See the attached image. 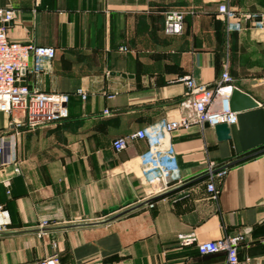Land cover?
<instances>
[{
  "label": "crops",
  "instance_id": "obj_1",
  "mask_svg": "<svg viewBox=\"0 0 264 264\" xmlns=\"http://www.w3.org/2000/svg\"><path fill=\"white\" fill-rule=\"evenodd\" d=\"M222 3L264 13V0H0L15 14L10 39L56 50L52 60L30 57L24 83L67 95L69 110L34 130L16 127L21 112H0V135L18 133L16 164L0 166L8 222L0 264L41 259L51 243L59 264H227L226 254L203 256L197 245L236 236L244 238L241 264H264V153L194 181L264 148V30L246 21L228 31ZM170 10L184 13L181 35L164 33ZM226 60L233 84L259 106L236 112L227 141L205 125L166 136V122L195 119L182 79L214 86ZM140 130L146 139L113 149L114 139ZM152 147L176 159L155 184L142 178L139 161ZM183 184L102 225L34 231L104 220Z\"/></svg>",
  "mask_w": 264,
  "mask_h": 264
},
{
  "label": "built area",
  "instance_id": "obj_2",
  "mask_svg": "<svg viewBox=\"0 0 264 264\" xmlns=\"http://www.w3.org/2000/svg\"><path fill=\"white\" fill-rule=\"evenodd\" d=\"M218 12L228 31L240 28V22L253 21L261 30H264V13L238 12L229 3H222ZM15 19L11 8H0V112L13 115L21 112L22 119L16 121V127L26 125L34 130L39 126L54 124L69 117L68 96L65 94L45 92L30 88L24 83L23 69H27L30 57L37 60H52L56 56L53 47L23 44L10 39L8 29ZM239 20V23H235ZM185 16L178 10H170L166 14L164 33L167 36H178L184 31ZM193 99L195 119L181 117L168 121L163 126L166 136L178 130H190L194 125L204 127L208 123L211 127L216 124L227 123L229 126L237 122L236 113L232 112L229 104V96L236 86L228 71V60L224 64V71L220 81L210 87L198 85L193 78L186 76L182 79ZM77 94L83 101L87 99V93L80 89ZM105 114L109 111L105 110ZM18 133L0 135V166L16 164V140ZM145 130H140L128 136H121L113 140V149L117 152L125 151L130 142L138 139H146ZM141 176L149 184L168 179L176 168V159L173 150L162 156L155 147L149 148L139 156ZM18 169V168H17ZM212 168L211 171L212 172ZM208 190L215 194L217 188L213 183L208 184ZM0 207V233L6 230L8 222ZM46 225H43L41 234H47ZM244 238L241 236L224 237L218 240L207 241L197 245L200 255L226 254L227 264H241L239 249ZM17 264H59V255L54 252L48 256L31 262Z\"/></svg>",
  "mask_w": 264,
  "mask_h": 264
},
{
  "label": "water",
  "instance_id": "obj_3",
  "mask_svg": "<svg viewBox=\"0 0 264 264\" xmlns=\"http://www.w3.org/2000/svg\"><path fill=\"white\" fill-rule=\"evenodd\" d=\"M22 74L25 73V70L23 69L22 71ZM229 104H230V109L232 112L236 113V112H239V111H244V110H248V109H253L255 107H258L259 106V103L252 97L250 96L249 94L241 91L239 88L235 87L233 88L230 96H229ZM205 127H210V125L208 123L205 124ZM214 129H215V132H216V135H217V138L219 141H227L230 139L231 137V131H230V126L227 124V123H220V124H216L214 126ZM264 153V148L261 149V150H258L256 152H253L249 155H246L242 158H239L237 160H234L228 164H225L215 170H213L212 172H209L197 179H195L194 181H200L202 179H205L207 177H209L210 175H213V174H217V173H220V172H223V171H226L228 170L230 167L232 166H235L239 163H242L246 160H249L251 158H254L260 154H263ZM188 184V183H187ZM187 184H183L181 186H178L176 188H173L169 191H166L158 196H155L149 200H146L140 204H137L127 210H125L124 212H121L119 214H116L114 216H111L109 218H105L104 220H100V221H95V222H86V223H79V224H70V225H64V226H58V227H52V228H48L46 230H53V229H70V228H79V227H92V226H98V225H102V224H105L107 222H110L112 220H115L117 219L118 217L124 215V214H127L129 212H132L136 209H139L143 206H146L148 204H150L151 202L155 201V200H158V199H161L177 190H179L180 188L186 186ZM104 216H107L108 213L105 212L103 213ZM34 231H39L41 232L42 229L40 230H34ZM1 234V233H0Z\"/></svg>",
  "mask_w": 264,
  "mask_h": 264
},
{
  "label": "rangeland",
  "instance_id": "obj_4",
  "mask_svg": "<svg viewBox=\"0 0 264 264\" xmlns=\"http://www.w3.org/2000/svg\"><path fill=\"white\" fill-rule=\"evenodd\" d=\"M43 224H47V223H43ZM50 233L49 232H47V234H41L40 235V233L38 234V236H41V237H47L48 235H49ZM40 238V237H39ZM51 247H52V249H53V251H52V253H54V252H56L55 251V245L53 244V243H51Z\"/></svg>",
  "mask_w": 264,
  "mask_h": 264
}]
</instances>
